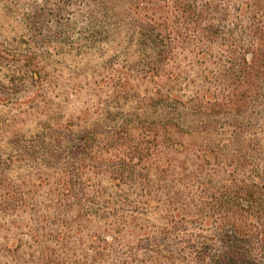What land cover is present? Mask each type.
Segmentation results:
<instances>
[{
	"label": "trees",
	"instance_id": "1",
	"mask_svg": "<svg viewBox=\"0 0 264 264\" xmlns=\"http://www.w3.org/2000/svg\"><path fill=\"white\" fill-rule=\"evenodd\" d=\"M65 73L108 94L64 119ZM8 232L33 264H264V0H0Z\"/></svg>",
	"mask_w": 264,
	"mask_h": 264
},
{
	"label": "rangeland",
	"instance_id": "2",
	"mask_svg": "<svg viewBox=\"0 0 264 264\" xmlns=\"http://www.w3.org/2000/svg\"><path fill=\"white\" fill-rule=\"evenodd\" d=\"M111 54V53H110ZM107 56H110L107 54ZM94 61H97L94 58ZM115 68H118L115 66ZM103 78H97L95 79V76H88L87 78H72L68 76L67 73H65L62 76L61 81L59 82V86L61 87V91L64 93L65 101L62 104V98L61 99H54V102L62 104V118H69L70 116H74L78 114V112H81L82 110L86 109L87 106H91L94 104L96 99L102 98L106 94H108V90L102 89L98 92H93V86L96 85V82H101ZM139 85V90L142 92V90L145 88V85ZM64 86V89L63 87ZM73 89L76 90V93L71 94L73 92ZM25 124L19 126V128L23 130H28L33 128L36 124H38L41 121H44V117L42 115H36L33 112H30L25 117ZM18 128V127H17ZM18 128V129H19ZM20 129V130H21ZM14 233V232H10ZM25 231L23 232V235H25ZM1 236H6L9 238V240L1 239L0 240V249H6L9 251L7 254L8 257H0V264H33L32 262H29V258L27 257V254L30 253V251L26 250L25 252L19 251L18 255H15V258H9V256H12L11 253H13V249L15 246V243L17 242L18 236L8 233H4ZM5 240V241H4ZM23 243L26 242V240L22 239ZM12 242V243H11ZM11 246H9L10 244ZM35 262V261H33Z\"/></svg>",
	"mask_w": 264,
	"mask_h": 264
}]
</instances>
